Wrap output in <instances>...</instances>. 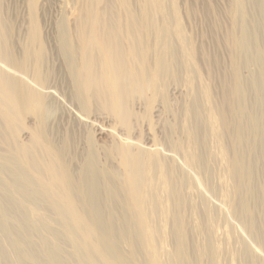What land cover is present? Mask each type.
Masks as SVG:
<instances>
[{"label":"bare ground","instance_id":"obj_1","mask_svg":"<svg viewBox=\"0 0 264 264\" xmlns=\"http://www.w3.org/2000/svg\"><path fill=\"white\" fill-rule=\"evenodd\" d=\"M224 1V5H219L218 0H193V3H187L185 11L190 20H202V41L199 39L201 44H196V40L185 33L180 22L181 8L177 9L175 0L146 2L151 6L145 5V10L139 11L142 12L140 19L135 16L136 3L132 0H119V9L122 10L119 18H127V26L132 27L131 34L137 40L135 50L127 48L121 43L122 39L119 40L121 28L125 25L117 17L112 22H105L103 19V23L89 9L83 13L84 17L79 22V27L77 26L78 39L75 38L79 47L72 51V56H82L84 48L89 45L98 48L100 53L104 51L107 61L102 71L103 80L110 82L106 83L112 87V95L108 97L111 96L113 111L125 124L129 123L128 120L133 115L127 106L126 94L127 88L131 86L127 82L130 77L163 95L160 89L170 80L175 81V73L179 72L176 69L181 64L179 67L185 75L182 74L184 77L180 78H184L183 83L187 85L185 87H188L189 96L193 99L191 103L181 106L178 114L173 115V122L165 124L164 142L171 151L168 157L147 152L135 154L130 148L121 151L130 186L131 202L129 199L128 201L140 215L143 246L146 248L142 243L140 247L147 251L148 256L144 257L147 256L149 264H264V0ZM3 4V0H0V12ZM171 9L173 15L171 13L169 17L168 11ZM139 14L140 17L141 13ZM155 14L159 17L158 22L163 21L164 30L160 33L161 38L153 42L146 28L150 29L151 23L154 27L155 17L157 18ZM1 16L0 14L1 64L8 65L20 74L25 73L27 64L34 62V80L44 85L53 81L55 85L51 84L43 94H39V91H31L28 88L30 85L27 87L21 82L15 76L18 74L15 73L14 78L4 71L0 72L2 105L7 111L13 112L15 109L20 116L25 117L26 111L30 112L33 107L38 119L30 144L15 147L10 134L12 127L7 124L5 113L0 111V264L134 263L132 256L126 257L123 255L124 251L119 249V240L122 237L128 239L130 249L136 243L128 233L127 226L130 227L132 216L137 212L129 210V213H133L132 216L131 213L128 214L132 218L130 222L122 217L125 219L124 223H129L126 230L122 227L123 232L118 230L120 225L117 227V223L108 221L104 212L106 202L103 203V193L106 191L112 199L115 198L116 185L113 184L116 182H111L115 172L111 168L98 170L99 165L96 167L95 160L82 168H72L75 156L71 154V144L74 142L72 143L70 132L75 131L74 126H71L72 130L67 135L69 128L66 131L62 128V131L61 126L55 124L58 128L54 130L50 128V122L48 124V116L53 115V112L48 115L50 105L54 102L64 105L66 101V96L63 98L64 95L61 94L66 80L62 71L59 69L53 79L52 67H47L45 73L42 71L47 54L44 49H48L50 45L45 44V48L39 49L42 44L36 43L39 50L34 47L37 49L35 53L33 45L32 48H24L25 51L18 56V50L16 52L14 48L20 42L15 44V20L9 14ZM197 28H192L194 34ZM32 31L36 39L39 31ZM174 40L178 44L176 47L179 46L177 51L174 49ZM65 43L67 46L69 41ZM28 44L31 46V43ZM53 52L55 51L51 53L54 54ZM136 52L137 56L140 53L137 62L140 65L134 70L130 67V59L135 58ZM153 54L156 58H153ZM47 59L49 60L48 57ZM84 67L85 71L79 69L80 72H77L81 76L88 75L90 80L95 78L97 72L93 75V69ZM75 70L73 67L74 77L78 75ZM201 70H204L205 77H201ZM32 72L30 74H34ZM21 76L23 78V74ZM32 77L31 80L34 78ZM27 78L26 83H31ZM80 82L82 84L81 80ZM97 94L98 92L95 96L100 98L104 93L101 96ZM104 100L107 104L106 99ZM67 111L70 117L85 121L82 118L84 115L79 116L71 108H67ZM60 119L62 122L64 118ZM65 122L67 125L68 122ZM63 123L62 125L65 124ZM177 134L179 138L174 140L173 136ZM175 155L182 157L183 167L177 164ZM210 195L218 202L213 204L209 201ZM124 200L122 205H125ZM128 206L131 207L129 204ZM111 207L113 208V204ZM39 210L42 212L40 215L37 214ZM111 211L112 209L109 212ZM120 215L119 217L122 216ZM133 217L137 219L136 216ZM160 219L162 224L158 226L155 222ZM136 222L138 226L140 221L139 224ZM158 236L163 242L170 238L171 243L172 239L170 246L173 251L168 252L169 255L166 253L168 257L165 251L164 254L161 252L162 246L159 245L162 242L157 239ZM139 251L143 253V250ZM134 252L138 251L133 250Z\"/></svg>","mask_w":264,"mask_h":264},{"label":"rangeland","instance_id":"obj_2","mask_svg":"<svg viewBox=\"0 0 264 264\" xmlns=\"http://www.w3.org/2000/svg\"><path fill=\"white\" fill-rule=\"evenodd\" d=\"M93 1L94 0H89V1L88 0H3V2H4L3 5L4 6L2 5V9H1L0 14L2 15L1 17H3L5 14L6 15L9 14L10 18L15 20V29H17V30H15V31H17V33H14L15 34L14 37L16 38L15 39L16 40L15 44L18 43V41H20V42L18 44H16L15 46H17V47L14 46V48L16 49L15 50L16 52L18 50V52L16 53V54H18V56H20L22 54V52L25 51L24 48H27V47L28 48L29 47L32 48L33 45H35V46H33L32 50H33V53H35V51H37V49L39 47V46L36 45V43L39 44V45L42 44L39 47V49H43L46 46L50 45L48 47V49H44V51L47 54H45V62H46V64L43 67L44 70H42V71H43V73H45L49 67L50 68L52 67L53 68L52 72L54 74L51 77V79H53L56 76L57 71L61 70L62 71L61 74L64 75V80L66 78L67 81L65 80V83H64L65 88H62L63 90L61 89L62 93L60 92L62 95H64L63 98L66 96L65 97L66 99L64 98V100H66V101L64 102V105H58L57 103H55L53 101L54 102L53 104H55V107H54L53 104L50 105L48 115H50L52 112H53V115L51 114V116H48V124L50 122L49 126H50V128H54V130H56L55 128H58V125L61 126V130L63 128V130L66 131L69 128L66 131V132H68L67 135L71 133L70 136H71L72 143L73 142L75 143V144L74 143L71 144V152H72L71 154L73 156H75V160H73V162H72V168L73 167H74V169L82 168L83 165H86L90 161L95 160L96 167L99 165L97 167L98 170L101 171V170H105V169H109V170L113 169V171L115 172V176L113 177V179H116V181L112 179L111 182H112V184H113V182H116L113 185H116V187H115L116 194H114V196H115V198L117 200L114 197L112 199V197H110V195L105 191L103 193V199L105 198L103 200L104 201L103 203L106 202L107 205H106V203L104 204V208H105L104 212L107 215L108 221L110 220V223H114L115 222V223H117V227H118V225L121 226V227L119 226V228H118L119 231H120V229L122 231V229H123L122 227H125L124 230H126V226H127V224H129L128 222H130V220L133 218L131 220L132 222H130L131 223L129 225L130 227L128 228V226H127V230H128V233L131 234V237L133 236V242L136 241V243H134V245L130 249L129 248L130 245H128V243H127L128 239L126 240L125 238L122 237L119 240L120 241L119 242V246L120 247L119 246L118 247H119V249L121 248L120 250L122 252L124 251L123 255H125L126 257L128 256L130 258L132 256L131 257L132 260H133L132 262H134L132 264H138L139 262L142 263V264H149L148 263L149 261H148V258H147L148 254H146L147 251L144 250L146 248V246H143L144 245L143 244L144 240L142 239V237H143V235H142L143 234L142 233L143 232L142 231L143 230L142 229L143 226H142V223H141V220H140V215L138 214L136 209L133 208V205L130 203L131 202V194H130V190H129L130 186H129L128 182H127V178H128L127 169H125L126 167L123 164L124 161H123V156H122L121 151H123L124 148H130V149H132L131 151L134 152L135 154H137L139 152H143L145 154L147 152V154L151 153V155L153 153H154L153 155H155L157 153L159 155L168 157V154L171 151L168 150L169 148L164 142L165 138H166L165 124L173 122V115H176V113L178 114L180 112L179 109H181L180 107L183 106L184 104L191 103L193 99L190 98V96H189V90L187 89L188 87H185L187 85H185V83H183L184 82V78H180V77H184V76H182L184 71L180 69L181 64H179L178 68L176 69V72H178V70H179V72L175 73L176 74L175 75V81H174V79H172L173 81L170 80V82H168L169 80L166 81L168 83H165V86H162V88L160 89L161 92H163L164 96L162 95V93L158 94V93H156V91H154V89L147 88L145 86V84L136 82V81H134L132 79V77H130L129 79H127L128 81L125 79V81L130 83V85L132 86V87L129 86L130 88L129 87L127 88V90H126L127 93L126 94H128L127 95L128 96V98H127V100H128L127 101V106L129 108L131 114H133V115L129 118V120H128L129 123L125 124L124 122H122L118 118V116L115 114V111H113L112 104H111L112 101L110 100L111 96L108 97V95H112L111 94L112 93L111 84H106L109 81H105L104 82V80H103L104 76H102V73H103L102 71L104 70L105 63L107 61L106 58H105L104 51H102L103 49H101V51L103 53H100L98 51V48H96V47L93 48V46L89 45L90 46V47L88 46L89 49H87L88 47L86 46V48H84V50H83V53L81 54L82 56H83V54H86V56L85 55H84L85 57L84 56L83 57L82 56H80V57L77 56L76 58H74V55L72 56V51L74 49H77V47H79V44H78V41H77V39H78L77 38V36H78L77 33H78L79 22H81L83 17H84L83 13H86L87 10H89V9H90V11L92 9L94 11V12L93 11L92 12L94 13L95 17L97 19L98 18L102 19L103 23H104V20H105V22L107 20H108V22H112L113 19L116 18V17L119 20L121 19L120 21H122V22L124 21L123 23H124L125 27L121 28V32H120V35H119V40L121 41V39H122L123 42L121 41V43H123V45L127 46V48H130V49L133 48L135 50L137 48L136 47L137 46L136 45L137 44V40H136V38H133V36L131 34V30H132L131 28L132 27H130V25L127 26L128 25L127 18L124 17L125 20H122V17L119 18V16H121L120 13L122 12V10L119 9V4H118L119 0H102L101 2L100 1L98 2V0H95L96 2H93ZM132 1H133V3H136V4H134V7L136 8V10H135V8H134V10L137 12V14H135V16L138 17L139 19L142 18V12H139V11H144L145 9H143V8L145 7V5L146 6L148 5L149 7L151 6L150 4H147L146 2L152 3V0H132ZM218 1H219L218 2L219 5H224L225 4L224 0H218ZM175 2L176 3L174 5L177 6V9L179 7L181 8V9L179 8L180 9L179 15L181 16L180 17V22H181L182 27L185 28V33L187 32L186 34L191 39L194 38V41L196 40L195 43L197 42L196 44H201L200 41H202V37L200 36L201 35L200 33H201L203 27L201 26L200 23L202 22V20L201 19L200 20L199 19H195L194 21H191L190 18L188 17V14L185 11L187 3H193V0H175ZM94 3H95V5H94ZM142 5H143V7H142ZM174 5H173V7L175 8ZM84 6H86V8ZM140 7H141V10H138V8H140ZM3 8H5V9L3 10ZM199 8H201V4L199 5ZM184 12H185V14H184ZM139 13H141L140 17L138 16ZM171 13L173 15V10L172 9L168 11L169 17H171ZM116 14H118V15H116ZM154 16H157V15L155 14ZM109 18H110V20H109ZM158 19H159L158 16H157V18L155 17V22L156 23H155L154 27L152 26V23H151V24H149V26L151 25L150 26L151 28L150 29H149V27L146 28L147 32L150 35V38L152 37L153 42H155L157 39L161 38V34H162L163 30H164V28H162L164 26L163 21L160 22V20H159V22H158ZM188 19L190 20V22H189ZM35 20H36V22H35ZM196 20H198V21H196ZM125 22H126V24H125ZM146 22H148V20H146ZM194 22H195V24H194ZM34 23L37 24L36 28H33V27H35ZM196 23H198V24H196ZM193 27L194 28L198 27L197 29H195L196 30L195 34H194V29H193V32H192V28ZM33 29H35L36 32L39 31L38 32V37H36V39H34V33L32 31ZM39 33H40V35H39ZM39 36H40L41 39L39 38ZM28 39H29V41H28ZM199 39H200V41H199ZM34 40H36V42H34ZM44 40H46L47 42L46 41L44 42ZM22 41H23V43H22ZM65 41H69V44H67V46H70V47L66 46ZM125 41H126V43L129 46L127 44H125ZM129 41L133 45L130 44ZM209 41H211V40H209ZM32 42H34V43H32ZM173 42L175 44L174 49H175V51H177L179 46L176 47L178 44H177V42H175V40ZM20 43H21V45H19ZM28 43H31L30 44L31 46H29ZM45 44H46V46H45ZM0 45H1V43H0ZM74 45H76V46H74ZM208 45H210L209 42H208ZM208 45L205 44V47L207 49H210V47H208ZM19 46H20V48H18ZM34 47L37 48V49H35ZM49 48H50L51 52L55 51V52H53L54 54H52L50 51H48ZM52 48H53V50H52ZM66 48H67V50H66ZM100 48H102V47H100ZM65 50L67 51V53H66ZM155 53H156V51H155ZM139 54L137 56V52H136L134 54L135 58L130 59V67H133L134 70H137L139 65H140V63L139 64L137 63L139 61ZM154 54H153V58H156L155 57L156 54L155 55ZM141 56H142V53H141ZM47 57L49 58V60L47 59ZM81 57H82V59L83 58L84 59L82 60ZM85 58L88 60V62H87V60ZM75 59H76L77 62L75 61ZM85 60H86V62H85ZM52 61H54L53 64L51 63ZM131 62H132L133 65H131ZM1 63L2 62L0 61V66H1L0 67V72L4 71L5 74H7L8 76H13L14 78H16L15 76H18L17 78L20 81L22 80L21 82H23L27 87L30 85V87H28V88L29 89L31 88L32 89L31 91H33V89H34V91L36 93H38V91H39V94L40 93L43 94V92L46 90L45 89L46 87L51 86V84H52V86L55 85V83L53 81L51 82V80H50L51 83L46 84V85H44V84H42L40 82H37V80H34V79H36V77L33 76V75H35V68H34V64L35 63L34 62L27 64L29 69L27 70V68H28L27 67L25 73L24 72L23 73L20 72V74L16 73L15 70L10 69L11 67H9L8 65L6 66V65L1 64ZM102 63H103L104 66H102ZM55 64L57 66H55ZM84 65L86 66V68H88L90 70L93 69L92 70L93 73H91V74L94 75L95 72H97V73L99 72L100 74L99 73L98 74L100 76L98 75V77H103V78H101V79L98 78L97 77V73L94 76L95 78L91 77V78H93L91 80L89 79L88 75L81 76L78 72H80L82 70L85 71ZM2 66H3V68H2ZM92 66H93V68H92ZM8 67H9V69H8ZM73 67L76 69L75 70L76 74L78 73V75H75L76 78L73 76L74 75ZM95 67H96V69H95ZM100 68H101V72H100ZM79 69H80V71H79ZM94 69H95V71H94ZM29 70H30V73L33 71L34 74H30L28 72ZM174 72H175V70H174ZM15 73L18 74V75L14 76ZM22 74H23V78H20V76ZM24 74H26V75L28 74L27 75L28 77H29V75H31V77L33 76L34 78L32 77L33 79L31 80V77L27 78V76H24ZM177 75L178 76L181 75V76L178 77ZM183 75H185V74H183ZM200 75H201V77H205L204 70L200 71ZM24 77H26L28 80H30V82L32 84L34 83V85L29 83V81H28L29 84L26 83L27 81H26V78H24ZM82 77H84V79H82ZM97 79H98V81H97ZM80 80L82 81V84H81ZM176 81H177V83H176ZM91 83H92V86H91ZM93 83L95 84V86H93L94 85ZM38 85H40L41 87L38 86ZM107 85H109V87ZM37 87L39 89H37ZM93 87H94V89H93ZM144 87H145V89H144ZM152 90H153V92H152ZM96 92H98V94H97L98 96H99L100 92H102L104 94H103L102 97L97 98V96H95ZM102 93L100 94V96L102 95ZM70 94H72L73 97ZM158 95H160L161 97L158 96ZM104 96L108 97L109 99L105 98ZM103 97H104V99H106L107 104L105 103V100L103 99ZM2 98H3V96H2V94L0 92V111L2 110L5 113V116L8 118V123L7 124L12 127V130L10 131V134H11L12 142H13L14 146L17 147L18 145H20V146L29 145L30 142L32 141L33 133L37 129V126H38V123H37L38 119H37V116H36V110L33 109V107H31L30 112L33 111L32 114L28 110V112L26 111V115H27L26 117H25V115L20 116V113L18 114V112H16L15 109H13L14 110L13 112L7 111V109L2 105V102H3ZM161 98H163V99H161ZM69 99L71 100V102H70ZM72 99L74 101V104H73ZM99 99H101L102 101L100 102ZM69 102L72 103V104H70ZM56 105L58 107H56ZM62 107L65 108L66 110L65 109L63 110ZM57 108H59V109H57ZM67 108H69V109L71 108L72 110L76 111V113L80 114L79 116H81V117H82V115H84L82 118L85 121L81 122L78 119L74 118L72 115H71L72 117H70V114L67 111ZM168 108L173 109V110L170 111ZM55 109L56 110H61L62 109L61 111L63 113H61V111H56ZM110 110L113 111V112H111ZM144 111H145V113H144ZM67 112H68V114H67ZM60 116L64 118V119H62V122H61V119H60L61 117ZM22 117H24V118H22ZM49 117H50V119H49ZM34 118H35V120H34ZM53 120H55V121L53 122ZM65 121L68 122V124H67L68 126L66 125ZM62 123L64 125H62ZM55 124H58V125H55ZM55 126H57V127H55ZM71 126H74L73 128H74L75 131L77 130L76 133H75V131H73V132L71 131L69 133L70 129L72 128ZM65 127H66V129H65ZM75 127H77V128L75 129ZM177 138H179L178 134L176 136H173L174 140L177 139ZM81 153H82V155H81ZM120 153H121V155H120ZM79 160H82L83 163H81L82 161H79ZM86 160H88V161H86ZM175 160H176V162H177V164L179 166L183 167L184 161H183L181 156L175 155ZM78 161H79V164L81 163L82 165L81 164L77 165ZM117 182L119 184H117ZM125 187H128V189L125 188ZM117 188H119V189L117 190ZM118 195L119 196L121 195L120 197L122 199L120 197H118ZM208 198H209V201H211L213 204L218 202L216 200V198H214V197L212 198L211 195ZM123 199H125L127 201L126 202L124 200L126 206L122 205V204H124V203H122ZM128 199L130 200V202L128 201ZM112 204H113V208L114 209L111 207ZM128 204L131 205V207L128 206ZM106 206H108V207H106ZM118 207L121 208V209L123 208L122 211H121V209H118ZM124 207H125V209H124ZM110 208L112 209V211H111L112 214L109 212L111 210ZM130 209H131V211L133 213H134V211H135V213L137 212L136 215L135 214L133 215V213H131V211H130V213H131L130 214L129 213ZM107 210H109V211H107ZM118 210H119V212H118ZM108 212H109V214H108ZM37 214L40 215V214H42V212L39 210V211H37ZM128 214H130L131 216L132 215L136 216L137 219H135L133 216H132V218H129L130 215H128ZM137 214H138V216H137ZM119 215L121 217H119ZM33 216H35V215H33ZM116 217L117 218H121V219L117 220ZM122 217H124L125 219L127 218L126 221L128 220V222L124 223L123 221H125V219L122 218ZM114 218H116V220ZM133 220L138 221V224H139V221H140V224L137 226V222L135 223V221H133ZM119 221L120 222L122 221V223H120ZM155 224H157V225L159 224L158 226H160L162 224V219L157 220L155 222ZM139 226H141V227H139ZM170 226H171V224H170ZM118 230L116 228V231H118ZM139 233H140V235H142L141 237H140ZM130 234H129V236H130ZM137 236L139 238H137ZM158 238H159V236L157 237V239ZM122 239H123V243H121ZM158 240H160L162 242L161 245H159V247L162 246L161 247V252L163 254H164V251H165V254L166 253L168 254V252L172 253L171 251H173V248H171L172 246H170L173 243L172 239H171V243H170V238L168 239L167 242H163L162 239H158ZM124 242H126V244ZM157 243L158 242L156 241V244ZM137 244H138V247H137ZM140 244L144 247V249H142V246L140 247ZM133 247H134V249H133ZM139 249L143 250L144 254L142 253V251H139ZM133 250L134 251H138V252H136V253L134 252L133 253ZM128 251H129L130 254L127 253ZM138 254H139V256H138ZM167 254H166V256L168 257L169 254L168 255ZM135 255H137V256H135ZM145 255H147V256L144 257Z\"/></svg>","mask_w":264,"mask_h":264}]
</instances>
